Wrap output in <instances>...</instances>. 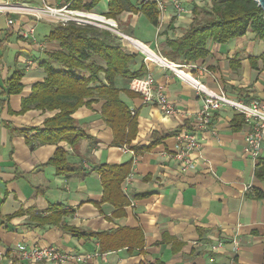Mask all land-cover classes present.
Returning a JSON list of instances; mask_svg holds the SVG:
<instances>
[{
	"label": "crops",
	"instance_id": "crops-1",
	"mask_svg": "<svg viewBox=\"0 0 264 264\" xmlns=\"http://www.w3.org/2000/svg\"><path fill=\"white\" fill-rule=\"evenodd\" d=\"M92 1L0 0V4H44L55 9L78 5L76 10L109 19L115 29L102 30L115 35L118 44L134 55L131 70L143 66L145 76L164 90L175 113L166 115L156 105L145 104L131 88L134 80L117 77L120 99L136 117L133 141L114 144L99 101L73 114L88 135L75 148L60 142L31 149L22 132L29 130L34 140L44 121L56 112L18 113L32 86L46 78L41 63L48 53L59 50L57 42L48 40L55 25L11 15L8 27L7 17L0 14V264H35L17 257L20 247L31 246L83 257L81 264H264V169L263 178L255 175L264 168V150L255 165L243 152L247 127L242 123L234 129L240 116L221 109L213 113L209 128L198 132L201 149L192 156L193 167L185 168L171 158L176 136L195 131L203 96L133 45H141L167 64L185 65L180 59L166 61L161 51L167 40L179 39L203 16L211 0H176L182 12H176L170 0H161L164 10L157 11L156 26L141 13L146 0H117L118 12L111 18L110 0H98L87 10ZM30 31L33 36L24 38L23 33ZM207 49L208 56L193 63L197 69L182 70L209 90L221 88L230 98L264 104L262 41L249 31L226 44L208 42ZM14 72L23 74L22 91L7 97L6 83ZM150 145L151 150L135 154V149ZM57 148L65 150L67 161L84 169L85 175L56 176L46 163ZM130 161L131 173L120 186L127 205L118 208L103 202L102 183L93 170ZM58 207L72 212L59 224L40 225L27 213L32 210L43 218ZM18 212L23 214L15 216ZM64 226L83 235L68 233ZM234 237L239 241L237 250L230 243ZM219 241L223 247L213 252L211 246Z\"/></svg>",
	"mask_w": 264,
	"mask_h": 264
},
{
	"label": "trees",
	"instance_id": "trees-1",
	"mask_svg": "<svg viewBox=\"0 0 264 264\" xmlns=\"http://www.w3.org/2000/svg\"><path fill=\"white\" fill-rule=\"evenodd\" d=\"M98 0H93L86 9H92ZM117 0H110L109 17H114ZM76 10L78 5L71 7ZM141 13L154 26L158 24V12L155 2L146 1L142 4ZM203 16L175 41L167 40L161 51L162 57L168 62L180 59L185 65L205 59L209 52L208 42L226 44L230 40L240 38L247 32L264 43V13L254 0H211V7L202 11ZM49 41L59 44V50L47 54V60L41 63L46 78L41 83L32 86L28 98L21 102L18 114H24L30 109L42 112H56L43 123V129L38 130L31 139L28 131H23L25 142L34 149L37 146L66 142L75 148L88 135L73 119V114L82 107H90L93 103L103 101L101 117L111 129L114 144H129L136 137V117L121 101L120 91L116 88L117 77L128 81L141 79L145 76L144 67L131 70L135 58L119 44L118 38L108 31L90 25L68 23L55 26L49 36ZM264 62V53L260 56ZM255 60H251L255 67ZM23 74L14 72L7 80L5 95H18L22 91ZM241 118V117H240ZM239 118V119H240ZM244 123L243 119L234 126L238 129ZM152 145L135 149V154L151 150ZM67 152L57 148L52 158L46 163L55 170L56 176H84L86 171L67 161ZM132 162L122 165H101L95 171L101 180L103 202L121 208L127 201L121 194L120 186L131 173ZM262 169L256 171L258 178H263ZM260 198V195L256 196ZM31 219L40 225L59 224L62 216L72 214L60 207L53 208L45 216H39L35 211H28ZM18 212L15 216L21 215ZM63 227V226H62ZM73 235H83L73 228H63Z\"/></svg>",
	"mask_w": 264,
	"mask_h": 264
},
{
	"label": "built area",
	"instance_id": "built-area-1",
	"mask_svg": "<svg viewBox=\"0 0 264 264\" xmlns=\"http://www.w3.org/2000/svg\"><path fill=\"white\" fill-rule=\"evenodd\" d=\"M153 1L156 5V10L162 12L164 4L161 0H146ZM176 12H182V8L176 0H170ZM0 14L7 17L6 25H12L11 15H25L35 18L36 20H48L53 25H66L75 23L78 25H90L100 29L114 30L115 24L105 17L96 16L91 13L74 10L70 5H64L61 8L55 9L47 5L29 6L27 4L6 3L0 4ZM33 36V31L23 33L24 38ZM134 43V42H133ZM132 43V44H133ZM134 47L140 50L146 59L153 60L147 53H144L135 43ZM159 61L156 63L164 68L171 70L175 76L188 83L197 92L203 96V104L199 112L196 114V129L193 132H185L176 136V150L170 157L182 163L185 168H191L196 161L192 159L194 154L199 155L201 149V140L198 132L207 130L211 125V119L214 112L221 109H228L243 119L244 125L247 127V133L244 137L243 152L251 161L257 164L262 151L264 150V104L256 101L244 102L239 99H233L226 95L220 88L216 91L209 90L204 85L195 80L190 73L182 69L189 68L195 70L197 67L193 64L188 65H173L167 64L161 57L156 56ZM132 90L138 92L145 104H153L160 108L166 115L175 113L174 107L168 102L164 90L160 87H155L154 80L150 75H146L142 79L134 80L131 84ZM133 114V113H132ZM235 250L239 247V241L234 237L231 242ZM223 247L221 241L211 246V250L217 251ZM17 257L21 260L30 261L35 264L51 262L53 264H67L71 261L81 264L85 261L83 257H75L70 254L62 253L54 247L41 248L31 246L28 249L20 247L17 251Z\"/></svg>",
	"mask_w": 264,
	"mask_h": 264
},
{
	"label": "bare ground",
	"instance_id": "bare-ground-1",
	"mask_svg": "<svg viewBox=\"0 0 264 264\" xmlns=\"http://www.w3.org/2000/svg\"><path fill=\"white\" fill-rule=\"evenodd\" d=\"M136 45L140 46L139 44L135 43ZM139 49H141L144 53H147L151 59H153L154 61H159L158 58L155 57V55L153 53H151V51L149 52V50H147L146 48L140 46Z\"/></svg>",
	"mask_w": 264,
	"mask_h": 264
},
{
	"label": "water",
	"instance_id": "water-1",
	"mask_svg": "<svg viewBox=\"0 0 264 264\" xmlns=\"http://www.w3.org/2000/svg\"><path fill=\"white\" fill-rule=\"evenodd\" d=\"M255 3L258 5V7H260V9L263 11L264 13V0H254Z\"/></svg>",
	"mask_w": 264,
	"mask_h": 264
}]
</instances>
